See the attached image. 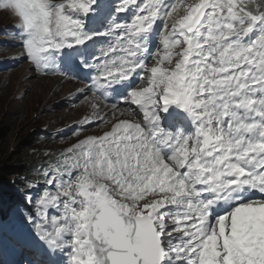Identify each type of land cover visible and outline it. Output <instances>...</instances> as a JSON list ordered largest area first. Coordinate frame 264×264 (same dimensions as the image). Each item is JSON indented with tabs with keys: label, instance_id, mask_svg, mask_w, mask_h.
<instances>
[{
	"label": "snow or ice",
	"instance_id": "obj_1",
	"mask_svg": "<svg viewBox=\"0 0 264 264\" xmlns=\"http://www.w3.org/2000/svg\"><path fill=\"white\" fill-rule=\"evenodd\" d=\"M0 9L16 18L20 59L82 82L67 102L90 94L76 141L11 181L41 253L58 264H264V0Z\"/></svg>",
	"mask_w": 264,
	"mask_h": 264
},
{
	"label": "rangeland",
	"instance_id": "obj_2",
	"mask_svg": "<svg viewBox=\"0 0 264 264\" xmlns=\"http://www.w3.org/2000/svg\"><path fill=\"white\" fill-rule=\"evenodd\" d=\"M15 22L14 15L0 9V128L11 130L0 150L11 154L18 148H24L25 142H29L26 148L30 150H62L76 141L70 126L88 115L81 114L76 107L90 94L72 103L67 102L66 98L75 91L66 90L56 94L53 88L42 87L44 91L36 89L35 93L32 92L43 74H36L27 60L19 58L21 54L16 55L21 48L12 33ZM47 76L51 80H45L42 84L61 82L58 75ZM99 131L100 126L94 125L87 129L86 134ZM13 180L0 182L1 187L8 189L0 199L1 215L4 211L9 212V208L5 209L7 205L22 203L23 197L19 191L22 187L13 184ZM19 228L26 238H30L27 227L20 225Z\"/></svg>",
	"mask_w": 264,
	"mask_h": 264
},
{
	"label": "trees",
	"instance_id": "obj_3",
	"mask_svg": "<svg viewBox=\"0 0 264 264\" xmlns=\"http://www.w3.org/2000/svg\"><path fill=\"white\" fill-rule=\"evenodd\" d=\"M10 131L11 130L9 128H0V148L9 135ZM28 143L29 142H25L24 148H18L11 154H6L0 150V182L3 180L8 181L9 179L15 180L18 175L32 176L34 175L33 169L39 168L42 164L47 162V158L44 156V153L48 151L27 149L26 147L29 145ZM15 184L22 187V184L19 182ZM6 191L8 192L7 188L0 186V199L3 197ZM17 207L20 206L17 205Z\"/></svg>",
	"mask_w": 264,
	"mask_h": 264
},
{
	"label": "bare ground",
	"instance_id": "obj_4",
	"mask_svg": "<svg viewBox=\"0 0 264 264\" xmlns=\"http://www.w3.org/2000/svg\"><path fill=\"white\" fill-rule=\"evenodd\" d=\"M17 40V39H16ZM14 41V40H13ZM15 52V51H14ZM17 53H16V55H19V54H21V52H20V50L19 51H16ZM30 68L32 69V67L30 66ZM22 70V69H21ZM48 76H43V77H40V80H38L37 82H36V86L32 89L33 91L32 92H34L35 93V90L36 89H41L42 91H44V88H42V87H50L51 89L53 88V90H55V92H56V94H58V93H60V92H64V91H66V90H68V91H75L76 92V89H78V88H81V87H83V84H81V83H79V82H77V81H74V80H71V81H64L63 82V78H61L60 77V80H61V82H53V81H50V82H48L49 84L47 85V84H42V82L43 81H45V80H51V78L49 79V78H47ZM58 78V77H57ZM63 82V83H62ZM67 83H69V84H67ZM76 83V84H75ZM80 85H79V84ZM90 98V97H89ZM89 98L88 99H86V100H84L79 106H77L76 107V109L78 110V112H80L81 114H84L85 115V113L86 114H88V115H90L91 114V111H92V109H91V105H90V102H89ZM41 99V98H40ZM83 115V116H84ZM34 244V243H33ZM34 257H37L39 260H42V257L41 256H39L38 255V253H35L34 255H33ZM39 256V257H38ZM42 264H46V262H44V261H42Z\"/></svg>",
	"mask_w": 264,
	"mask_h": 264
}]
</instances>
